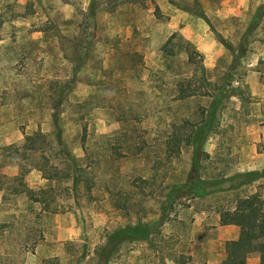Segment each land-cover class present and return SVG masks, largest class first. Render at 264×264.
Returning a JSON list of instances; mask_svg holds the SVG:
<instances>
[{"label": "rangeland", "instance_id": "rangeland-1", "mask_svg": "<svg viewBox=\"0 0 264 264\" xmlns=\"http://www.w3.org/2000/svg\"><path fill=\"white\" fill-rule=\"evenodd\" d=\"M171 34L214 86L185 53L166 59ZM205 119L195 187L169 196ZM34 131L41 152L0 151V264H220L238 233L220 212L252 193L264 204V0H0V145ZM140 222L148 239L107 244Z\"/></svg>", "mask_w": 264, "mask_h": 264}, {"label": "trees", "instance_id": "trees-1", "mask_svg": "<svg viewBox=\"0 0 264 264\" xmlns=\"http://www.w3.org/2000/svg\"><path fill=\"white\" fill-rule=\"evenodd\" d=\"M146 1L154 0H133V3L143 4ZM43 31L44 30H42V32ZM174 45H176L178 48L174 49ZM161 51L164 56H167L166 59H168V56L171 59L179 53H185L186 64L189 66L192 65L194 69L193 71L199 72L201 80H203L205 87H208L209 89L211 86H214L201 62L199 52L192 46H190V44H188L187 42H184L174 34H171L161 46ZM189 78L190 77L187 76H179L175 80V91L178 95V98L190 95V92L187 91V87L183 86L185 85L186 81H189ZM58 100H60V98ZM58 107L59 102L52 104V109L57 110L52 115L57 130V133L55 135L56 143L59 144L60 133L58 132L59 128L56 120L59 110ZM207 126H209V121L205 119L202 123L194 125L192 127L191 133L186 137L189 143H192L194 145L195 154L193 163L188 173L187 182H184L183 185H180L175 188V190H172L169 196L176 195L175 193L177 191H180L179 189H181L182 187H187L192 193V189L195 187V184L197 182V164L195 162V155L198 152V144L195 143H197L198 138L202 135ZM181 127L182 126H174L171 130V133L165 140L166 146L171 151V153H177L181 148ZM46 145H49V140L47 139L46 134L42 133L41 131H34L32 133L25 134L21 143H19L18 145H15L13 143L8 145H0V151L12 155L11 150L19 153L22 149V153L34 155V153L41 152ZM35 166L38 170L42 171L43 175H47L45 174V172H43L44 168L41 167L40 164L36 163ZM57 171L58 170L54 169L52 175L56 176ZM71 177L72 179L74 178V176ZM23 191L28 193L33 192L29 188H24ZM219 222L222 225H235L236 227H238L237 237L235 239L227 240L224 242L225 255L220 261V264H246V259L251 253H257L258 264H264V204L256 193L238 197L231 209H224L222 212H220ZM150 232L151 227L149 224L141 222L133 225L128 224L127 226L113 231L107 237V244L114 245L115 243L125 239H148L150 236ZM103 252L104 251L102 249L99 253L100 257H105V254H103Z\"/></svg>", "mask_w": 264, "mask_h": 264}]
</instances>
